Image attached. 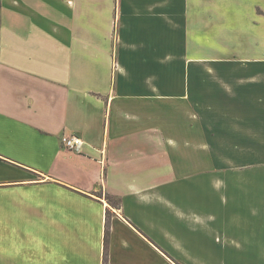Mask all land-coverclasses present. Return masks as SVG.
<instances>
[{"label":"crops","instance_id":"0c3cea01","mask_svg":"<svg viewBox=\"0 0 264 264\" xmlns=\"http://www.w3.org/2000/svg\"><path fill=\"white\" fill-rule=\"evenodd\" d=\"M108 216L107 264H264V0H0V264Z\"/></svg>","mask_w":264,"mask_h":264},{"label":"built area","instance_id":"2783aa9c","mask_svg":"<svg viewBox=\"0 0 264 264\" xmlns=\"http://www.w3.org/2000/svg\"><path fill=\"white\" fill-rule=\"evenodd\" d=\"M83 146L84 142L80 138L75 136L64 141V148L73 152L81 153Z\"/></svg>","mask_w":264,"mask_h":264},{"label":"trees","instance_id":"16d2710c","mask_svg":"<svg viewBox=\"0 0 264 264\" xmlns=\"http://www.w3.org/2000/svg\"><path fill=\"white\" fill-rule=\"evenodd\" d=\"M108 200L110 201V204L113 207H118L119 203L118 201H115L113 198L108 197ZM109 235H110V223H109V216H108V221L106 224V232H105V264L108 263V242H109Z\"/></svg>","mask_w":264,"mask_h":264},{"label":"rangeland","instance_id":"374dc122","mask_svg":"<svg viewBox=\"0 0 264 264\" xmlns=\"http://www.w3.org/2000/svg\"><path fill=\"white\" fill-rule=\"evenodd\" d=\"M115 201H117L116 199H114ZM106 201L108 204H110V201L108 200V197L106 198Z\"/></svg>","mask_w":264,"mask_h":264}]
</instances>
